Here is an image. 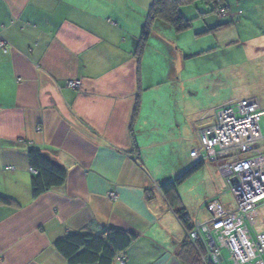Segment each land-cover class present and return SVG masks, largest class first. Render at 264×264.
Segmentation results:
<instances>
[{"label":"crops","instance_id":"obj_1","mask_svg":"<svg viewBox=\"0 0 264 264\" xmlns=\"http://www.w3.org/2000/svg\"><path fill=\"white\" fill-rule=\"evenodd\" d=\"M152 2L0 0V197L14 201L0 204V264H67L58 240L106 229L134 236L123 264H192L186 230L158 187L175 177L162 166L167 146L194 145L212 124L196 128L206 117L191 104L170 113V98H182L179 34L154 20L138 52ZM191 5L194 19L219 20L203 34L228 38L232 24L204 0L182 5L183 17ZM31 149L67 171L62 187L37 199Z\"/></svg>","mask_w":264,"mask_h":264},{"label":"rangeland","instance_id":"obj_2","mask_svg":"<svg viewBox=\"0 0 264 264\" xmlns=\"http://www.w3.org/2000/svg\"><path fill=\"white\" fill-rule=\"evenodd\" d=\"M227 1L233 16L222 20V23L232 22L225 39L217 37V34H203L204 23L210 27L218 24L219 20L210 12L203 19H194L198 13L190 6L194 12L187 19L191 21V27L179 33L180 78L175 89L182 92V98L181 94L180 99L170 98V113L173 114V108L179 111L186 104H191L197 108V117H206L201 122L196 120L195 126L200 128L215 122L214 111L224 102L254 99L263 113L259 125L264 137V0ZM213 21L214 25H210ZM171 65L176 67V60L175 63L171 61ZM170 68L172 70L173 66ZM180 149L177 151V147L167 146L168 155L162 161L166 172L175 174L172 181L194 166L189 154L191 149H199V142ZM184 166L190 167L182 171ZM172 196H169L171 200ZM174 197L168 203L173 202L176 209H185L189 217L195 214L206 217V204L213 200L225 208L236 210L233 195L224 193L216 165L209 161L176 187ZM259 213L264 221V201L259 204ZM223 255L226 257L227 252L223 251Z\"/></svg>","mask_w":264,"mask_h":264},{"label":"built area","instance_id":"obj_3","mask_svg":"<svg viewBox=\"0 0 264 264\" xmlns=\"http://www.w3.org/2000/svg\"><path fill=\"white\" fill-rule=\"evenodd\" d=\"M217 15L220 19L233 16L222 9ZM0 50L6 53L1 39ZM66 86L79 90L82 83L68 81ZM213 116L215 122L198 131L199 149L190 158L194 164L215 163L224 193L233 195L236 210L217 200L207 203L208 220L192 224L186 241L196 247L200 264H264V221L259 213L264 201L261 107L254 99L233 100L216 109ZM110 197L116 199L114 193ZM223 251L228 254L226 259ZM116 260L123 264L121 256Z\"/></svg>","mask_w":264,"mask_h":264},{"label":"trees","instance_id":"obj_4","mask_svg":"<svg viewBox=\"0 0 264 264\" xmlns=\"http://www.w3.org/2000/svg\"><path fill=\"white\" fill-rule=\"evenodd\" d=\"M195 0H153L149 9L148 23L144 27L141 35L142 42L138 52L143 49L144 41L149 35L151 23L154 20H160L169 25L176 34L185 32L191 27V21L185 19L180 13V8L184 4ZM212 8V13L217 10H228L225 0H204ZM232 22L224 26L231 25ZM217 29V28H216ZM213 29V31H216ZM136 108V112H137ZM27 161L31 170L30 189L33 199L50 192L53 189L64 185L67 177V171L60 166L54 159L46 156L39 150L31 149L27 152ZM204 163L194 164L192 168L184 172L174 181L161 184L159 186L161 193L167 201L172 200L176 193V187L195 171L199 170ZM174 197V198H173ZM171 200V201H172ZM13 200L0 197V204L12 205ZM170 203V202H169ZM174 203L171 202L170 205ZM175 214L178 217L183 228L188 231L192 225L185 209L177 208ZM134 236L125 234L115 229H106L100 236L91 234L76 233L65 236L55 243L56 251L66 260L67 264H113L118 256L130 246ZM188 254L191 263L200 264L199 256L195 246L187 243Z\"/></svg>","mask_w":264,"mask_h":264},{"label":"water","instance_id":"obj_5","mask_svg":"<svg viewBox=\"0 0 264 264\" xmlns=\"http://www.w3.org/2000/svg\"><path fill=\"white\" fill-rule=\"evenodd\" d=\"M231 183L234 185L236 184V180H232Z\"/></svg>","mask_w":264,"mask_h":264}]
</instances>
